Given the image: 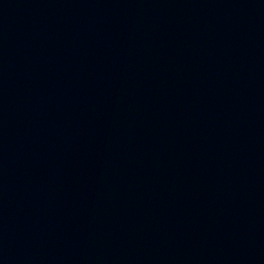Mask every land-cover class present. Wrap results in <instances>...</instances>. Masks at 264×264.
<instances>
[{"label": "water", "instance_id": "water-1", "mask_svg": "<svg viewBox=\"0 0 264 264\" xmlns=\"http://www.w3.org/2000/svg\"><path fill=\"white\" fill-rule=\"evenodd\" d=\"M0 264H264V0H0Z\"/></svg>", "mask_w": 264, "mask_h": 264}]
</instances>
